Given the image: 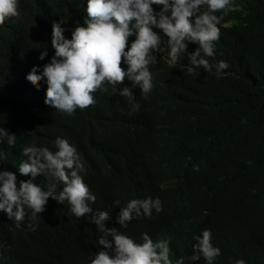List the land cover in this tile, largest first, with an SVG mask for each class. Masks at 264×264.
<instances>
[{
	"label": "trees",
	"instance_id": "obj_1",
	"mask_svg": "<svg viewBox=\"0 0 264 264\" xmlns=\"http://www.w3.org/2000/svg\"><path fill=\"white\" fill-rule=\"evenodd\" d=\"M235 2L239 8L222 18L231 26L215 44V55L206 57L211 63L225 60L231 73L217 77L201 69L193 75L186 59L178 67L159 61L166 75L153 74L150 93L142 96L133 88L138 111L118 94L123 86L118 84L116 92L97 90L95 104L69 116L43 103L42 80L36 88L23 74L33 64L39 71L53 53L51 20H66L65 37L83 23L84 0H19V16L0 25V125L16 134L13 145L0 138L5 154L0 167L15 171L25 144L54 150L55 138L64 137L82 157L84 182L96 196L92 208L108 210L109 221L118 210L114 201L151 195L161 199L162 211L133 220L127 229L166 226L188 239L206 225L222 223L227 214L211 200L221 188L209 181L216 169L244 158L264 188V0ZM42 47L47 55L37 59ZM18 175L17 182L28 178ZM35 180L45 183L43 176ZM238 213L259 228L264 224V211ZM38 215L16 222L0 211V264H85L82 241L96 231L88 214L76 217L67 201L48 198Z\"/></svg>",
	"mask_w": 264,
	"mask_h": 264
},
{
	"label": "clouds",
	"instance_id": "obj_2",
	"mask_svg": "<svg viewBox=\"0 0 264 264\" xmlns=\"http://www.w3.org/2000/svg\"><path fill=\"white\" fill-rule=\"evenodd\" d=\"M84 5L83 23H75L70 37L63 34L65 19L50 21L52 55L39 71L33 64L23 74L36 88L42 80L43 103L64 115L95 104L97 90L108 92L111 87L116 92L118 84L123 85L118 94L127 98L131 111H138L133 88L142 96L150 93V66L157 63L158 53H166L169 67L186 59V70L193 75L201 69L217 77L225 75V60L211 63L206 57L215 55L214 42L231 26L222 18L239 8L235 0H84ZM19 14V0H0V25ZM190 44L195 45L191 50ZM46 55L47 48L42 47L37 59ZM15 137L0 125V138L7 145H13ZM52 144L54 150L25 144L15 171L0 167V211L16 222L26 214L36 220L52 198L59 204L67 201L76 217L88 214L96 231L83 238L85 264H247L263 244L264 224L259 228L238 213L264 211L263 185L244 158L209 176L221 186L213 192L212 204L227 214L226 219L186 239L166 226L127 229L133 220L162 211L158 196L114 201L118 210L111 217L114 221H109L108 210L91 206L96 196L84 182L85 165L75 145L60 136ZM4 158L0 151V160ZM16 172L28 178L17 182ZM38 175L44 177L43 185L36 182ZM229 212L237 216L230 217Z\"/></svg>",
	"mask_w": 264,
	"mask_h": 264
},
{
	"label": "bare ground",
	"instance_id": "obj_3",
	"mask_svg": "<svg viewBox=\"0 0 264 264\" xmlns=\"http://www.w3.org/2000/svg\"><path fill=\"white\" fill-rule=\"evenodd\" d=\"M243 1V0H241ZM51 17V16H50ZM75 17V16H74ZM52 55V54H51ZM48 59V58H47ZM26 62V61H25ZM43 63V62H42ZM43 65V64H42ZM24 68V67H23ZM27 68V67H26ZM26 72V71H25ZM13 74V73H12ZM22 74V73H21ZM14 81V80H13ZM16 82V81H15ZM45 87V86H44ZM15 88V87H14ZM18 89V88H17ZM30 89V88H29ZM14 90V89H13ZM9 91V90H8ZM17 91V90H16ZM15 91V92H16ZM18 93V92H17ZM8 97V96H7ZM12 100V99H11ZM10 101V100H9ZM16 102V101H15ZM4 110V109H3ZM6 111V110H5ZM9 111V110H8ZM48 113V112H47ZM2 115V114H1ZM44 116V115H43ZM46 119V118H45ZM8 120V119H7ZM42 120V119H41ZM46 124V123H45ZM70 126V125H69ZM43 128V127H42ZM110 128V127H109ZM46 129V127H45ZM48 131V130H47ZM111 131V130H110ZM31 132V131H30ZM54 132V131H53ZM125 132H123L124 134ZM137 133V132H136ZM166 133V132H165ZM51 134V133H50ZM53 134V133H52ZM118 134V133H116ZM120 134V133H119ZM32 135V134H31ZM110 135L112 136L113 134L110 133ZM128 135V134H127ZM117 136V135H116ZM119 136V135H118ZM123 136V135H122ZM109 137V136H108ZM127 137V136H126ZM18 138V137H17ZM84 138V136H83ZM95 138V137H94ZM27 139V138H26ZM77 139V138H76ZM112 139V138H111ZM130 139V138H129ZM105 140V139H104ZM115 140V139H114ZM3 141V140H2ZM22 141V140H21ZM47 141V139H46ZM99 141V140H98ZM34 142V141H33ZM74 142V141H73ZM16 144V143H15ZM17 146V145H16ZM4 147V146H3ZM79 147V146H78ZM91 147V146H90ZM96 149V148H95ZM19 152V151H18ZM81 152V151H80ZM93 152V151H92ZM19 154V153H18ZM20 156V155H19ZM135 159V158H134ZM7 161V160H6ZM100 161V160H99ZM135 162V161H133ZM6 166V165H5ZM6 168V167H5ZM93 168V167H92ZM95 175V174H93ZM21 176V175H18ZM27 176V175H26ZM86 177V176H85ZM18 178V177H17ZM88 178V177H87ZM91 179V178H90ZM83 219V218H82ZM75 221V220H74ZM66 227V226H65ZM67 228V227H66ZM79 228V227H78ZM9 230V229H8ZM64 230V229H63ZM22 232V231H21ZM64 232V231H63ZM7 233V232H6ZM29 233V232H28ZM45 233V232H44ZM54 233V232H53ZM21 234V233H20ZM58 234V233H57ZM62 235V234H61ZM57 237V236H56ZM25 239V238H24ZM54 240V239H53ZM65 240V239H63ZM264 240V239H263ZM25 241V240H24ZM22 243V242H21ZM46 243V242H45ZM47 245V244H46ZM41 248V247H40ZM37 250V249H36ZM35 252V251H34ZM247 264H264V241L263 244L261 245V247L259 249H257L252 256L250 257L249 261Z\"/></svg>",
	"mask_w": 264,
	"mask_h": 264
},
{
	"label": "rangeland",
	"instance_id": "obj_4",
	"mask_svg": "<svg viewBox=\"0 0 264 264\" xmlns=\"http://www.w3.org/2000/svg\"><path fill=\"white\" fill-rule=\"evenodd\" d=\"M220 39H221V37H219L214 43L216 44ZM165 56H166V53H158V54H157V63H156L155 65H151V66H150V69H151V71H152V75H153V74H158L159 76L166 75V71H165V69H163V68L161 67L160 63H159V61H162V62L166 63L165 58H164ZM218 60H221V59H218ZM211 61H212V60H211ZM215 61H217V60H215ZM227 64H228V62H227ZM166 65L168 66L167 63H166ZM178 66H179V65L176 64V65L173 66V67H178ZM224 72H225V73H231V72H232V67H231L230 64H228V68L224 69ZM153 80H154V78H153Z\"/></svg>",
	"mask_w": 264,
	"mask_h": 264
}]
</instances>
